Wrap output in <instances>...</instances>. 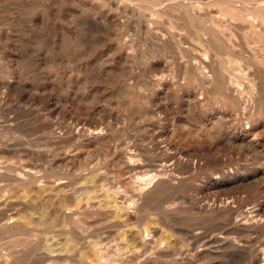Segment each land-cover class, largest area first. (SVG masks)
<instances>
[{
  "label": "rangeland",
  "instance_id": "rangeland-1",
  "mask_svg": "<svg viewBox=\"0 0 264 264\" xmlns=\"http://www.w3.org/2000/svg\"><path fill=\"white\" fill-rule=\"evenodd\" d=\"M150 2L0 0V264H264V0Z\"/></svg>",
  "mask_w": 264,
  "mask_h": 264
},
{
  "label": "bare ground",
  "instance_id": "bare-ground-1",
  "mask_svg": "<svg viewBox=\"0 0 264 264\" xmlns=\"http://www.w3.org/2000/svg\"><path fill=\"white\" fill-rule=\"evenodd\" d=\"M114 0H112V2H113ZM118 1V0H117ZM151 0H149V2H150ZM142 2V1H141ZM117 3V2H116ZM151 3V2H150ZM148 4V3H147ZM150 6V5H149ZM148 6V7H149ZM141 7H142V4H141ZM146 7V6H145ZM169 7V6H168ZM125 9V8H124ZM152 9V8H151ZM164 10V9H163ZM165 12H169V10L168 11H166V10H164ZM163 11V12H164ZM204 33V32H203ZM194 69V68H193ZM198 72V71H197ZM217 72V71H216ZM195 73V72H194ZM212 74V73H211ZM217 75H219V74H217ZM199 76L200 77H202L203 79H205V77H203V73L202 72H200L199 73ZM209 77V76H208ZM206 80V82H207V79H205ZM239 81V80H238ZM223 84V83H222ZM226 86H228V84L226 85ZM225 86V87H226ZM229 88V87H228ZM252 88V87H251ZM229 91H231V93H232V91H234V90H229ZM236 91V90H235ZM251 91V90H250ZM236 96V95H235ZM239 96V95H238ZM252 111V110H251ZM129 159H130V156H128L127 157V164H130L131 162L129 161ZM133 159V158H132ZM131 159V160H132ZM132 164V163H131ZM130 164V165H131ZM135 165V164H134ZM134 168V167H133ZM138 168H140V167H138ZM137 168V169H138ZM145 168V167H144ZM129 169V168H128ZM131 169V168H130ZM157 169V168H156ZM30 173V172H29ZM152 172H150V174H148V173H145V174H143V175H137V178H136V181H135V183H134V185H132V190L134 191H138L139 192V194L141 195V190H145L144 188L146 187V186H149L150 185V183H152L153 181H154V179H156L155 180V182H153L152 184V188H154V187H156V186H158V183H160V179H159V177H160V175L162 176V172H160V171H155L154 170V173L153 174H151ZM141 174V173H140ZM26 176V175H29V174H26V173H23L22 174V176ZM16 179H18V180H23V178L22 177H18V176H16ZM27 179V178H26ZM30 182V181H29ZM32 182V181H31ZM165 182H167V181H165ZM17 183V182H16ZM22 183V182H21ZM64 186H67V185H64ZM86 186V185H85ZM164 187H166V186H164ZM75 188V187H74ZM150 186L147 188V190L146 191H144L146 194H148L149 192H151V190H153ZM67 189V188H66ZM87 189V188H86ZM60 190H62V189H60ZM88 190V189H87ZM155 190V189H154ZM96 191V190H95ZM157 191V190H156ZM71 191H69V193H70ZM63 194H65L66 193V190H65V192H62ZM68 193V192H67ZM73 194H69V195H73L74 197H75V202H76V204H79L80 202H81V197H79V196H76V194H75V192H72ZM142 193H143V191H142ZM154 193V192H153ZM75 194V195H74ZM136 194V193H135ZM138 194V195H139ZM150 194V193H149ZM155 194V193H154ZM139 195V196H140ZM57 196V195H56ZM80 196H81V194H80ZM60 197V196H59ZM69 197V196H68ZM73 197V198H74ZM88 197V196H87ZM141 197V196H140ZM3 198V197H2ZM2 198H1V200H2ZM6 198V197H5ZM62 198V197H61ZM148 198V197H147ZM84 199V198H83ZM85 199H86V197H85ZM141 199V198H140ZM143 199V198H142ZM66 200V199H59L58 201H56L55 203H51L50 204V208H47V209H51V210H49V211H51V214L53 215V213L54 214H58V215H61V218L62 217H69V216H72L71 214H74V213H76L77 211H72V209H71V206H70V208L68 207V205L67 204H65L64 203V201ZM68 200H69V198H68ZM74 200V199H73ZM139 200V199H138ZM67 201V200H66ZM72 201V200H71ZM145 201V200H144ZM68 202V201H67ZM74 202V203H75ZM21 204V203H20ZM7 205V204H6ZM2 206V205H1ZM5 206V205H4ZM3 207V206H2ZM20 207V206H19ZM18 207V208H19ZM6 208V207H5ZM4 208V209H5ZM20 209V208H19ZM25 209V207L22 209V210H24ZM81 209V208H80ZM30 210V209H29ZM33 210V209H32ZM121 210V209H120ZM11 211H13V210H11ZM45 211V210H44ZM47 211V210H46ZM48 211V212H49ZM24 212V211H23ZM35 212H37V211H35ZM82 212V211H81ZM25 213V212H24ZM30 213V212H29ZM34 213V212H33ZM32 213V214H33ZM40 213V212H39ZM38 213V214H39ZM45 213V212H44ZM78 213V212H77ZM80 213V212H79ZM27 214V213H26ZM34 214H36V213H34ZM38 214H36L37 216H38ZM51 214H48L49 215V217H47V219H44V220H42L41 219V217H39V223H41L43 226H44V228L46 229V230H51V231H53L55 228H56V224H55V219H52L51 218ZM17 215V213H9L7 210H1L0 209V234H2V233H6V231L9 229V228H12V227H14V226H16L17 224H19V222H18V219H15V216ZM21 215V214H20ZM28 215V214H27ZM30 215V214H29ZM47 215V214H46ZM23 216V215H22ZM26 216V215H25ZM45 216V215H44ZM20 217V216H19ZM32 217H33V215H32ZM76 217V216H75ZM31 218V217H30ZM29 218V219H30ZM45 218V217H44ZM57 218H59V217H57ZM244 218H246V217H244ZM33 219V218H32ZM67 219H69V218H67ZM76 219V218H75ZM250 219V218H249ZM10 220L11 221H13V224H11L10 223ZM21 220H23V218L21 219ZM31 220V219H30ZM59 220H60V218H59ZM248 220V219H247ZM247 220H245V222L247 221ZM61 221H63L62 219H61ZM67 221V220H66ZM250 221V220H249ZM21 222V221H20ZM29 222V221H28ZM64 222V221H63ZM23 223V222H22ZM38 223V222H37ZM57 223V222H56ZM66 223V222H65ZM25 224V223H24ZM24 224H21L22 226L24 225ZM33 224H34V222H33ZM58 224V223H57ZM64 224V223H63ZM75 225V224H74ZM248 225V224H247ZM26 226V225H25ZM35 226H36V223H35ZM41 226V225H40ZM58 226H60L59 224H58ZM62 226V225H61ZM29 226H27V228H28ZM33 227V226H32ZM66 227V226H65ZM35 228V227H34ZM145 228V227H144ZM35 229H38V228H35ZM34 229V230H35ZM250 229V228H249ZM57 230V229H56ZM145 230V229H144ZM245 230V229H244ZM17 231V230H16ZM10 233V232H9ZM69 233V232H68ZM34 234V233H33ZM28 235V234H27ZM76 235V234H75ZM2 236V235H1ZM10 236V235H9ZM81 237V236H80ZM1 238V237H0ZM37 240V239H36ZM52 241H54V240H52ZM48 242H46L45 244H47ZM50 243V242H49ZM90 243H92V242H90ZM51 244V243H50ZM49 245V244H48ZM120 246V245H119ZM151 246V245H150ZM46 247V246H45ZM59 247V246H58ZM132 247V246H131ZM12 248V247H11ZM47 248V247H46ZM62 248V247H61ZM74 248H76V247H74ZM118 248V247H117ZM125 249H127V248H125ZM73 250V249H72ZM124 250V249H123ZM31 251V250H30ZM48 253H46V258L48 259L47 260V264H70V262L69 261H67L66 260V258H69V255H67V252H65V250H63V249H57V247L55 248L54 247V245L52 246H49V248H48ZM103 252V251H102ZM136 252V251H135ZM73 253V252H72ZM71 253V254H72ZM76 253V252H75ZM95 253H96V251H95ZM94 253V254H95ZM74 254V253H73ZM72 254V255H73ZM75 255V254H74ZM79 255V254H78ZM77 255V256H78ZM99 255H101V254H99ZM103 255V254H102ZM108 255H109V252H108ZM14 255L12 254V257H13ZM16 256V255H15ZM106 256V255H105ZM14 258V257H13ZM12 258V259H13ZM16 258V257H15ZM95 258H96V256H95ZM111 258V257H110ZM115 258V257H114ZM105 259V258H104ZM144 259V258H143ZM14 260V259H13ZM114 260V259H113ZM79 261V260H78ZM88 261V260H87ZM103 261V260H102ZM109 261V260H108ZM125 261V260H124ZM84 262V261H83ZM115 262V261H114ZM117 262V261H116ZM120 262V261H119ZM134 262V261H133ZM137 262V261H136ZM3 263V262H2ZM44 263V262H43ZM82 263V262H81ZM110 263V262H109ZM124 263V262H123ZM72 264V263H71ZM85 264V263H84ZM115 264V263H114ZM118 264V263H117Z\"/></svg>",
  "mask_w": 264,
  "mask_h": 264
}]
</instances>
